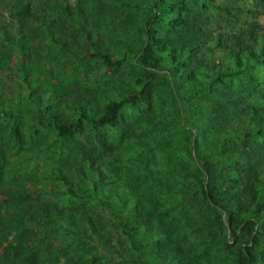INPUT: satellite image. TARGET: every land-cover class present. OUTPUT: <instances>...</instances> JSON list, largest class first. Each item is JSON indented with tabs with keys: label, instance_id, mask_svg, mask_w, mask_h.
<instances>
[{
	"label": "trees",
	"instance_id": "trees-1",
	"mask_svg": "<svg viewBox=\"0 0 264 264\" xmlns=\"http://www.w3.org/2000/svg\"><path fill=\"white\" fill-rule=\"evenodd\" d=\"M215 1L0 0V264H264V0Z\"/></svg>",
	"mask_w": 264,
	"mask_h": 264
},
{
	"label": "rangeland",
	"instance_id": "rangeland-1",
	"mask_svg": "<svg viewBox=\"0 0 264 264\" xmlns=\"http://www.w3.org/2000/svg\"><path fill=\"white\" fill-rule=\"evenodd\" d=\"M236 1H239V0H216L215 3L217 5H224V3H228V4H233V7L234 6V3ZM232 14L234 15V20H231L229 19V17L225 16L224 14H221V13H217V12H213L212 15H211V18H212V21L214 23V27H211V28H217L218 27V31H221V28L224 29L225 32H232L231 30L235 27L236 23L234 22L236 20V13H234L232 11ZM207 17V16H206ZM257 16H254V15H250L248 13H246L244 15V21H253V20H256ZM258 21L264 25V16H259L258 18ZM238 27H240V25H237ZM233 33H235L233 31ZM215 36H217V34H215ZM28 127H31V124L28 125ZM52 137H54V134H49V133H46V134H43L40 136V139L39 141H44V142H50ZM38 144V141L36 142L34 148L37 146ZM32 143H30V147H31ZM52 152H46V155H51ZM34 163H36V160H33ZM29 168H32L31 170H29ZM36 170V167L35 166H31V167H28L26 168L24 171H22V173H20L19 175L18 174H15L14 172H10V173H13L14 176L12 179H15V178H20L21 180H26L28 175L35 171Z\"/></svg>",
	"mask_w": 264,
	"mask_h": 264
}]
</instances>
